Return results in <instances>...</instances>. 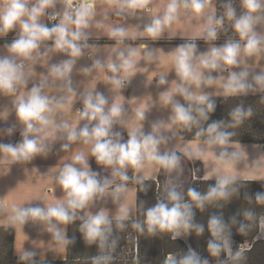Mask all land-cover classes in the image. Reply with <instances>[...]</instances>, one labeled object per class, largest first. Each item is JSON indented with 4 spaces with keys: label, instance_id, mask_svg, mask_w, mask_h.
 I'll return each instance as SVG.
<instances>
[{
    "label": "clouds",
    "instance_id": "obj_1",
    "mask_svg": "<svg viewBox=\"0 0 264 264\" xmlns=\"http://www.w3.org/2000/svg\"><path fill=\"white\" fill-rule=\"evenodd\" d=\"M63 2L62 11H53L48 15L49 20L57 21L49 27L42 22V18L48 14L49 9L55 8L56 0H0V33L19 29L17 38L6 46L7 55L0 56V94L15 97V113L24 126L19 143H0V156L6 158L9 163L31 161L37 155L46 156L50 151L46 142L57 138L66 140L61 145L64 152H68L72 144L87 146V150H74L70 162L56 170L58 174L55 182L64 192L62 199L49 198L43 208L13 205L8 223L18 227L28 220L39 221L46 226L47 232L51 233L52 240L63 248L70 241L65 238L64 229L58 225L71 224L77 219L79 212L86 209L95 199L105 195H111L114 202L119 201L121 195L128 191L129 168L134 171L133 179L138 184H142L143 178H137L135 173L145 168L156 172L163 170L168 174L180 169L181 157L177 155L176 150L161 152V146L168 143V137L163 133L171 132L178 126L188 131L193 127L197 128L195 139L179 148V151L189 160H213L216 167L212 174L217 177L216 184L214 187L210 186L205 194L189 188L186 201L183 191L178 190L180 186L169 182L164 197L144 212L143 225L150 233L170 232L173 238L179 236L181 230L188 232L192 228H195L197 234L202 233L203 226L194 225L192 222V206L195 205L202 211L206 203L226 200L235 193L236 189L231 187L236 182L234 167L243 155L239 151L228 153L224 150L216 156L211 151L215 147L224 149L232 134L222 130V122L213 121L206 128L200 126V122L207 121L208 113L215 108L214 102L210 101L201 88L220 83L211 75L205 76V72L242 67L243 70L229 71L227 78H221L225 97L264 91V70L252 74L246 63L247 59H259L261 54H264V34L257 32V25L264 20L261 15L264 13V0H240L243 12L239 16L232 3H226L224 14L219 17L211 7V0H167L162 13L153 15L151 22L145 25L142 31L108 23V13L111 11L116 17L134 15L137 10L147 9L151 0H101L108 5L101 13L96 10L97 0ZM97 15H101L102 19L96 20ZM185 15L189 20H203L197 36L207 41L217 39L225 20L231 22L239 41L229 40L223 46H213L206 53L199 55L195 43H185L179 45L166 58L147 50L146 45H141L140 48L119 47L128 39L147 37L156 40L165 30L180 24L181 17ZM93 26L102 29L108 38L115 40L117 47L113 49L114 56L110 55L106 60L95 58L90 67H83L80 72L89 76L95 70L103 75V79L113 90L119 91L128 77L136 72L148 70L146 67H139L138 62L141 59L146 64L157 60L170 64L178 80L171 83L170 89L159 94V102L171 108L169 122H156L151 126L150 132L144 133L141 122L145 119L146 107L140 104L135 109L132 121L126 125L129 136L128 140L123 142L121 134L113 131L115 125L125 123L121 99L116 98L109 104L104 94L96 91L94 81L90 82L81 94L83 107L76 113L77 121L88 123L78 128L75 122L57 120L60 114H67L71 110L76 93L71 87L69 77L77 60L83 57L85 49L90 47L87 43V30ZM48 41H51V46L41 53V46ZM50 52L64 53L68 59L52 64L47 75H42L37 84L29 91H24L33 75L25 62L34 63ZM152 75L155 76L156 73ZM167 83L166 75L161 74L157 84L164 86ZM53 92L57 94L53 95ZM176 96L182 97L186 104L176 101ZM249 115L250 109L245 111L242 106L236 107L231 113L233 123L229 127H235ZM6 132L11 135L13 129L10 127ZM201 143L204 147H201ZM89 156L94 157L97 164L110 168L112 178L101 180L98 174L92 171L88 162ZM256 171L264 169L254 167L245 178H257ZM116 180L120 183H115ZM255 202L264 205V192L255 194ZM243 215L246 221L255 220L252 211H245ZM128 218L129 208L122 205L115 218L116 228L122 230L125 227L124 221ZM232 222L236 223L235 218ZM260 223L264 227V218H261ZM111 226L112 221L108 213L101 209L96 214L85 212L80 231L89 243L99 241V247L103 251L107 236L112 231ZM249 226L240 223L238 231L244 233ZM132 227L143 231L140 222H133ZM208 229L212 237L208 242L209 253L216 257L222 251H228L226 225L222 217L211 216ZM243 251L244 249H240L235 256H231L229 251V255L233 260H240ZM34 255L35 253L26 251L21 255V259L28 260ZM110 260L111 256L102 255L94 258L93 264H109ZM164 264H207V261H202L196 252L189 249L179 258L169 254Z\"/></svg>",
    "mask_w": 264,
    "mask_h": 264
},
{
    "label": "crops",
    "instance_id": "obj_2",
    "mask_svg": "<svg viewBox=\"0 0 264 264\" xmlns=\"http://www.w3.org/2000/svg\"><path fill=\"white\" fill-rule=\"evenodd\" d=\"M77 2V0H75ZM167 0H151L148 4L147 9L137 10L134 15H126L124 17H116L111 11H109L108 23L115 25H120L124 27H134L139 31H142L144 26L151 22L153 15L162 13L163 7ZM108 7L107 3H102L101 0H97L96 10L97 13H101L104 9ZM211 7L215 9L214 4ZM216 12V9H215ZM49 13V12H48ZM46 16L42 18V22L46 24ZM102 16L97 15L96 20H101ZM181 23L178 25H173L156 40L164 41H179V42H196L203 40L204 38L197 36V31L199 26L203 23V20L191 19L182 16ZM47 25V24H46ZM87 35L89 39L87 40L89 48L85 49V54L79 60H77L72 73L70 74L76 83V88L73 90L76 93V98L73 97L72 107L70 112L67 114H60L57 120H67L69 123H77V127H83L87 121H77L76 113L78 110L82 109V99L81 94L89 86L90 82H95L96 91L104 94L108 99L109 104H111L116 98H120L123 108L124 115L123 118L132 121L135 115V109L140 105L144 104L146 107L145 119L141 122L142 131L148 133L151 131V126L156 122L167 123L171 114L170 106H163L159 102V94L165 90L170 89L171 83L177 81L178 78L172 69L170 64H164L157 60L154 63L146 64L143 59H141L138 64L140 68H147V71L136 72L132 76L128 77L125 81V85L119 91L112 89L111 85H107L103 79V75L96 72L95 70L89 76H84L80 69L83 67H90L93 59L100 58L106 60L110 55L114 56L113 49L117 47L116 41L110 39L105 35L102 29H97L94 26L89 28ZM16 36H18L19 29H14ZM5 36V33H0V37ZM143 40H153L147 37H140L135 40H125L132 42H124L119 45L121 49L126 46H131L134 48H140L141 45H146L147 50H152L157 53V55L164 56L165 58L173 52L179 45H149L144 44ZM134 41V42H133ZM9 44L0 45V56L7 55L6 46ZM43 47L51 46V41H48ZM142 50V54H143ZM258 66L261 70H264V54H261L260 58L257 60ZM26 67L30 68L33 72L32 77L29 79V83L24 91H29L34 84L39 82L42 75H47L48 70L46 68H36L33 62H25ZM250 68V67H249ZM152 73H156L155 76ZM169 73L170 76L166 79L168 81L164 86H159L157 80L161 74ZM252 74H257L255 71ZM110 75V74H109ZM151 77V79H150ZM222 83L214 84L211 87H202L201 91L207 94L209 98L214 97H225L223 95ZM104 88L114 91L116 93L111 95H106L104 93ZM76 89V90H75ZM262 91L250 92L247 95L258 94ZM56 95V92L52 93ZM110 96V97H108ZM15 97L6 96L0 94V143H12L16 144L22 140L21 133L23 132L24 126H20L21 122L18 120L14 101ZM176 101L182 103L184 100L180 96L174 98ZM168 113V114H166ZM4 118L5 121L2 122L1 119ZM129 122V123H130ZM94 123V122H93ZM123 124H117L114 126L113 131L119 132L122 136V141L127 140L123 136L124 134H129L128 127L122 126ZM13 129V134L8 135L6 130L8 128ZM15 134L17 137L15 140L12 136ZM166 135H171L168 143L161 146V152L165 150H176L177 153L182 154L179 148H183L188 142L181 140L178 133V126H175L171 132L163 133ZM66 140L62 138H57L56 140L48 141L50 151L45 155H37L31 161L9 163L6 158L0 156V225L10 226L15 231V243H14V253L16 256H21L24 252H33L41 260H64L66 257V245L61 248L55 241L52 240L51 233L47 232L46 226L39 221L28 220L25 224L21 226H14L8 223V217L11 215V208L13 205H18L23 208L28 207H45L49 202V198L52 200H59L64 197L63 190L56 184L55 177L58 174L57 169L61 168L65 163L70 162V156L74 150L82 149L87 150V146L83 144H72L68 152L61 150V145L65 143ZM201 147H204L201 143ZM226 150L228 153L232 152H242L239 162L235 165L234 171L236 173L237 181H248V180H264V171H256L255 179H246L245 177L252 171L255 167L257 169H264V165L259 161L258 152H264L263 145H253V144H239V143H229L224 149L220 147H215L211 151L214 155L218 156L221 151ZM183 155V154H182ZM251 155L254 157L253 162ZM201 162V178L205 182H216V175L212 174L213 169L216 167L213 160L202 161ZM88 162L92 171L96 172L101 180L108 178L111 179L112 170L108 168V174L104 171V166L96 163L93 157L89 156ZM95 167V169H94ZM130 169V168H129ZM104 172V173H103ZM159 172L152 169L145 168L139 173H135L137 178H143V180H156ZM211 174V175H210ZM132 178L129 179L127 184L128 191L122 194L119 201H113L111 195H105L103 198L95 199L86 209L77 214V219L74 221H82L85 212H91L96 214L101 209L108 213L110 220H116V216L119 213V209L122 205H127L129 208V218L136 216V200H137V189L136 181ZM205 177H208L207 179ZM178 177L173 172L171 174L167 173L166 177V188L169 187V182L176 184ZM119 181V180H116ZM58 227L64 229L65 238L67 239V227L68 225H58ZM261 228V235H264V227Z\"/></svg>",
    "mask_w": 264,
    "mask_h": 264
},
{
    "label": "trees",
    "instance_id": "obj_3",
    "mask_svg": "<svg viewBox=\"0 0 264 264\" xmlns=\"http://www.w3.org/2000/svg\"><path fill=\"white\" fill-rule=\"evenodd\" d=\"M229 2H231L233 7L236 9L237 16H239L243 12L240 0H211V4H214L216 15L218 17L224 14V5ZM6 35L8 38H11L14 35V32L10 31L6 33ZM229 40L239 41V36L233 30L231 22L225 20L223 28L218 32L217 39L214 41L204 42H213L216 44L224 45ZM8 41L9 40L0 39V44L11 43ZM141 42L144 44L164 43L162 41L155 40H143ZM170 42L175 43L177 41ZM210 101L214 102L215 108L212 112L208 113L209 119L207 121L200 122L201 127L206 128L208 124L212 123L213 121L222 122V130L232 134L230 136L229 143H251L255 145H264V91L259 94L252 95L214 97L210 98ZM181 104H186V102L183 101ZM238 106H242L245 111L250 109L251 115L246 116L242 120V122L235 127H229V125L233 123L231 113ZM196 131V127H193L191 131L178 127L179 137L181 140L185 141H193L195 139ZM123 136L126 140H128L129 134H124ZM203 139L204 138L202 137L201 141H203ZM177 155L183 156L180 153H177ZM94 159L95 158L93 157V164ZM187 161L189 162L188 164L191 168H195L196 164L198 163H194L195 161H190L188 159ZM133 172L134 171L130 168L127 173L129 179L132 178ZM164 174L165 172L161 170L159 171L156 180H143L142 184L136 183V216L140 214L141 200L145 190H153L156 185L162 182ZM198 183L202 185H211L213 187L216 184V182H205L202 180V178H199ZM248 183L259 185L264 184L263 182L256 181H237L232 186H234L235 189H238L242 186V184L246 185ZM228 200L229 199L223 200L222 205L220 206L221 209L227 210L228 207L232 205H229ZM213 205L215 206V204L212 203L211 206ZM205 208H210V206ZM216 216L228 220L227 217L217 212ZM258 216H264V214L261 213ZM134 217H131L130 219L124 221V224H129L131 222L133 223ZM111 221L112 231L107 236V241L103 251L99 247V241L89 243L85 239L84 234L80 231V225L82 224L83 220L73 221L71 224H68L67 240H69L70 243L66 245V257L64 260H40L37 255L32 256L28 260H22L21 256H16L14 254V229L10 226L0 225V264H93V259L102 255L111 256L109 264H124L122 257L117 256V254L120 252L119 249L124 242L121 241L123 235L121 234L120 229L116 228V220ZM232 223L233 222L231 219L230 224ZM141 225L143 226V231H141V235L139 236L140 239H137L136 241V258H133L131 264H164V261L169 254H172L179 258L186 254L189 249L196 252L201 258L208 260V264H225L227 262L225 251H222L220 255L216 257L209 255L204 251L202 245L196 243L194 237L190 234L189 231L184 232L183 230H181L184 239L173 238V234L170 232L157 231L155 233H150L148 232L147 227L143 225V223H141ZM251 225V228H256L257 219H255V221ZM226 228L229 229L228 227ZM238 229L239 226L237 225L235 227L230 226V230L235 231V233L229 235V237H231V239L240 241L239 237L244 234L240 242L242 243V241H244L245 239L250 244V248L243 252V256L240 260H238L237 264H252L249 256L252 258L254 253L260 254L261 258H264V240H255L256 230L254 231L253 235H248L246 231L244 233H241L238 231ZM145 239H147L149 245L147 244L144 246V243H146L144 242ZM113 242H115L114 247ZM132 246V249L134 250V245ZM257 260H259L258 255L256 257V261ZM262 262H264V260H262Z\"/></svg>",
    "mask_w": 264,
    "mask_h": 264
},
{
    "label": "rangeland",
    "instance_id": "obj_4",
    "mask_svg": "<svg viewBox=\"0 0 264 264\" xmlns=\"http://www.w3.org/2000/svg\"><path fill=\"white\" fill-rule=\"evenodd\" d=\"M74 2H76V1L74 0ZM63 7H64L63 0H56L55 8L49 9L48 12L49 13H51L53 11L59 12V11H62ZM261 15L264 16V13H261ZM88 30H90V29H88ZM13 32H14V35L11 38H8L6 33H5V36L0 37V39L9 40L8 42H12L15 38H17L16 32L14 30H13ZM257 32L264 34V20H262L261 23L259 25H257ZM155 41H160V40H155ZM204 41H207V40L203 39V40L196 41V42H186V43H195L197 55L206 53L213 46H215V47L223 46L221 44H216L213 42L209 43V42H204ZM162 42H164V43H152L149 45H164V44L182 45V44H185V43L179 42V41L172 43L170 41L162 40ZM6 44H10V43H6ZM48 47H50V46H47V47L41 46L40 52L41 53L45 52ZM66 59H68V56L64 53L50 52L46 57L38 58L34 62L33 65L37 69L38 68H46L48 70V68L52 64L59 63L60 61L66 60ZM257 60L258 59L255 57H252V58H249L246 60V63L250 67L249 68L250 72L255 71L256 73H259L261 71V68H259V66H258ZM241 70H243L242 67L230 68V69H226L224 71L217 70V71H214L211 73L205 72V76L211 75L214 79L219 80L220 83H223V80L221 78L222 77L227 78L229 71L239 72ZM165 75L167 77L170 76L169 73H167ZM69 79L71 81V86H73V88L77 89L76 83L74 82V79L72 78L71 75H70ZM107 85H109V84H107ZM108 89H106V88L103 89L104 93L106 95H111V93L116 95V93L114 91H110ZM108 97H110V96H108ZM75 98H76V96H75ZM166 114H168V113H166ZM170 114H172L171 111H170ZM123 120L125 123L122 126H124V128H125V127H127L126 125L130 122V120H127L124 118H123ZM1 121L4 122L5 119L2 118ZM168 122H169V120H168ZM20 126H23V124L21 123ZM166 136L168 137V141H169L171 135L169 134ZM16 138L17 137L14 134L12 136V139L15 140ZM257 156H259L258 159H259V161L262 162L261 164L264 165V152H262V153L258 152ZM180 157H181L180 169L174 171L173 173L176 174V178L178 177L176 184L180 186V188L178 190L183 191L185 200L188 201L187 190L189 188H194L196 191H198L202 194L207 193V191L209 190V187L211 185H202V184L198 183L199 178H201V170H202L201 162L197 161V159L190 160V161H195L194 163L198 162L196 164L195 168H193V167L191 168V167H189V164H188L189 162L187 161V158L184 156H180ZM253 158L254 157L251 155L252 161H253ZM94 169H95V167H94ZM104 171L108 174L111 172V170L108 172V168H104ZM128 171H129V169L127 170V173H128ZM166 177H167V173L165 172L162 182H160V184H158L159 186L156 185L153 190H148V189L145 190L144 195L142 196V200H141L140 214L138 216L134 217L133 222L143 223L144 212L147 210V208L154 206L158 199H161L164 197L166 190H167L166 183H165ZM248 181H253V180H248ZM254 181L264 183V180H254ZM240 182H242V181H240ZM115 183H120V181H115ZM232 188H235V187L232 186ZM258 192H264V184H261V185L254 184V183H248L246 185L242 184L241 187H239L238 189L236 188L235 193H233L229 196L228 202H229V205H231V204L232 205L230 207H228L227 210L220 208L223 200H216V201H213L211 203H206L205 207L210 206V208L206 209L204 207V209L202 211L200 209L196 208L195 205H193L192 206V211H193V221L192 222L194 225H202L204 228V231L200 234H197L195 228H192L191 230H189L190 234L194 237L196 243L202 245L203 246L202 248L204 249V251L206 253H208L209 255H211L208 251V242L210 239H212L210 231L208 229V221H209V218L211 216H213V215L216 216V212L224 215L225 217L228 218V220L223 219L224 224L226 225V227L229 228V229L226 228V232H225V235L228 238V244H229V250L225 251V256L227 258V262L225 264H237L238 260H233L231 258V256H235V253L237 251H239L240 249H244V251L248 250L250 248V244L245 239H244V241H242V243L240 242L242 240L244 234H242L239 237L240 241L231 239V237H229V235L234 234L235 231L230 230V226L231 227H235L236 225L239 226L240 223H245V224L251 225L255 220L251 221V222L246 221L244 219V215H243L245 211H252L255 215V219H257V227L253 229V228H251L252 225H251V227L249 226L246 230V233L248 235H253L254 231L256 230L255 240H258V239L264 240V235L260 234V232H261L260 227H262L260 221H261V218H264V216H260V217L258 216L261 213L264 214V205L257 204L255 202V194ZM249 198H251V200ZM212 203L215 204V206L214 205L211 206ZM233 218L238 220V221H236V224L235 223L230 224L231 219L233 221ZM228 221H229V223H228ZM120 232L123 235V238L121 241H124V242H123L122 246L120 247V249H119L120 252L117 254V256L122 257L124 264H131L133 258H136V252H135L136 251V249H135L136 248V241H137V239H140L139 236L141 235V231H137V230L133 229L132 222H131L129 224H125V227L122 230L120 229ZM137 234H138V237H137ZM175 238L184 239V236L181 233L179 236H176ZM144 242H146V243H144V246L148 244L147 239H145ZM132 245H134V250L132 249V247H133ZM147 251H148V249H147ZM229 251L231 253V256L229 255ZM257 255L259 257V260L256 261ZM249 258L251 259L252 264H264V262H262V260H264V258H261L260 254L254 253L252 258L250 256H249ZM201 260L204 261L205 259L201 258ZM206 261L208 264L209 263L208 260H206Z\"/></svg>",
    "mask_w": 264,
    "mask_h": 264
},
{
    "label": "built area",
    "instance_id": "obj_5",
    "mask_svg": "<svg viewBox=\"0 0 264 264\" xmlns=\"http://www.w3.org/2000/svg\"><path fill=\"white\" fill-rule=\"evenodd\" d=\"M51 13H48L46 16V24L51 27L53 24H55L57 21L54 20H49L48 15H50Z\"/></svg>",
    "mask_w": 264,
    "mask_h": 264
}]
</instances>
